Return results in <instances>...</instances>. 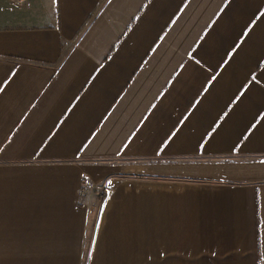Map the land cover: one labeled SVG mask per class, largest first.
<instances>
[{
    "label": "crops",
    "instance_id": "1",
    "mask_svg": "<svg viewBox=\"0 0 264 264\" xmlns=\"http://www.w3.org/2000/svg\"><path fill=\"white\" fill-rule=\"evenodd\" d=\"M264 0H0V264H264Z\"/></svg>",
    "mask_w": 264,
    "mask_h": 264
},
{
    "label": "snow or ice",
    "instance_id": "2",
    "mask_svg": "<svg viewBox=\"0 0 264 264\" xmlns=\"http://www.w3.org/2000/svg\"><path fill=\"white\" fill-rule=\"evenodd\" d=\"M261 15L264 16V13H262Z\"/></svg>",
    "mask_w": 264,
    "mask_h": 264
}]
</instances>
